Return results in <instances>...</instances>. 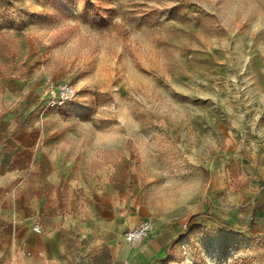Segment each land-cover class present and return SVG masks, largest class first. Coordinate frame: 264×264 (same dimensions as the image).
<instances>
[{
	"label": "rangeland",
	"instance_id": "374dc122",
	"mask_svg": "<svg viewBox=\"0 0 264 264\" xmlns=\"http://www.w3.org/2000/svg\"><path fill=\"white\" fill-rule=\"evenodd\" d=\"M20 71L75 85L65 129L181 225L178 264H264V0H0V75Z\"/></svg>",
	"mask_w": 264,
	"mask_h": 264
},
{
	"label": "crops",
	"instance_id": "0c3cea01",
	"mask_svg": "<svg viewBox=\"0 0 264 264\" xmlns=\"http://www.w3.org/2000/svg\"><path fill=\"white\" fill-rule=\"evenodd\" d=\"M44 94L42 77L0 75V264H178L179 223L156 221L143 243L125 242L148 218L129 164H107L117 154L66 130L68 104L45 107ZM254 180L252 219L261 222L264 183ZM208 202L202 209L223 210Z\"/></svg>",
	"mask_w": 264,
	"mask_h": 264
},
{
	"label": "built area",
	"instance_id": "2783aa9c",
	"mask_svg": "<svg viewBox=\"0 0 264 264\" xmlns=\"http://www.w3.org/2000/svg\"><path fill=\"white\" fill-rule=\"evenodd\" d=\"M45 94L43 103L45 107H57L75 99L78 90L74 84L67 81L56 82L51 76L44 80ZM156 222L150 218L141 219L132 228L125 231L123 239L131 246L135 247L143 243L155 230ZM35 232H40L38 225L33 226Z\"/></svg>",
	"mask_w": 264,
	"mask_h": 264
}]
</instances>
